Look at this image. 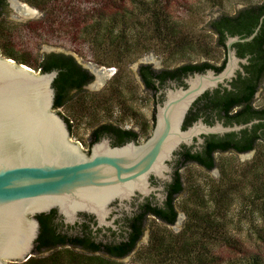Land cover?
<instances>
[{"label": "water", "instance_id": "1", "mask_svg": "<svg viewBox=\"0 0 264 264\" xmlns=\"http://www.w3.org/2000/svg\"><path fill=\"white\" fill-rule=\"evenodd\" d=\"M248 7L251 6L242 7L235 14ZM38 15L15 0H5L0 20L27 22ZM219 17H209L203 29L207 31L209 23ZM263 19L264 16L249 37L227 38V61L220 73H196L185 80L186 88H168L155 111L152 101L155 122L144 143L112 147L109 139L102 138L88 154L80 144L72 142V130L59 109L54 110L53 85L59 71L41 73L38 69L35 73L0 53V264L23 263L31 257L39 233L35 215L56 208L66 223H73L77 213L85 212L95 216L98 226L114 229L113 220L107 221L112 211L110 204L115 200L130 201L135 192L149 195L155 191L149 188L151 178L170 182V164L182 147H199L203 145L202 136L238 132L257 123L224 128L220 124L206 126L198 120L183 129L195 101L219 85L227 87L235 72L241 71L239 64L246 61L236 57L232 45L253 40ZM50 54L71 56L93 74L83 91L100 89L113 73L52 47L43 48L40 63ZM144 60L159 66L149 56L143 57L132 66L135 76L137 66Z\"/></svg>", "mask_w": 264, "mask_h": 264}, {"label": "flooded vegetation", "instance_id": "2", "mask_svg": "<svg viewBox=\"0 0 264 264\" xmlns=\"http://www.w3.org/2000/svg\"><path fill=\"white\" fill-rule=\"evenodd\" d=\"M258 25L253 28L252 34ZM214 30L210 29V33L215 38V49L222 54L218 65L207 59L210 54H214L212 52L203 54L205 61L185 63L174 68L157 66L146 62L147 60L139 63L136 77L143 92L152 99L154 111L156 103L164 100L168 88H186L185 80L193 74H203L208 70L218 74L223 70L227 61L226 40L238 34L231 35L225 29L219 34ZM244 35L239 37L247 38ZM232 49L238 59L246 61L245 64H239L241 71L235 72V76L226 83L227 87L219 85L196 100L186 115L183 129L198 120H202L206 126L220 124L224 128L245 126L254 121L257 123L238 132L202 136L203 145L199 147H182L170 164V182L151 178L149 188H154L155 191L149 195L135 192L130 201L115 200L110 204L112 211L107 221L113 220L114 229L98 226L95 216L85 212L77 213L73 223H66L56 208L48 213L35 215L39 233L29 259L43 264H163V252L169 241L165 229H177L180 234L186 221L181 207L189 196L188 183L182 177L185 169L197 167L206 172L218 169L221 174L227 167L223 166L224 163L220 164V160H223L221 158L229 155L253 160L259 149L264 148V23L260 25L253 40L233 44ZM75 63L77 64L76 61ZM189 66L197 67L185 69ZM81 68L93 79V74ZM116 74L117 70L111 76ZM90 82L83 85L82 91ZM154 122L153 115L152 130ZM67 125L71 131V122L68 121ZM106 125L136 134V137L131 134L118 137L111 130L101 129L105 125H99L92 130L88 147L84 149L80 144L83 151L88 154L91 146L102 138L109 139L112 147H121L129 142L137 145L144 143L151 135L140 140V133L135 130ZM210 159L213 166L208 169L205 164ZM228 166L231 167L230 164ZM180 212L185 219L179 217ZM155 241L156 244L161 243V251L157 245L154 246Z\"/></svg>", "mask_w": 264, "mask_h": 264}, {"label": "rangeland", "instance_id": "3", "mask_svg": "<svg viewBox=\"0 0 264 264\" xmlns=\"http://www.w3.org/2000/svg\"><path fill=\"white\" fill-rule=\"evenodd\" d=\"M27 8L38 13L36 19L27 22L13 20H0V40L3 38L4 44L12 46L14 52L27 60L31 65H39L44 47H52L66 51L81 62L110 69L117 70L114 77H110L100 89L92 91H82L80 94L69 100L59 111L61 115L69 120L72 125V142L81 144L84 149L88 147L89 133L99 125L113 124L122 129H136L139 139L143 140L151 134L152 130V99L146 95L132 70L133 64L143 57L149 56L160 66L170 68L177 67L185 63H198L205 61L200 50L193 53L189 59L179 60L171 58L158 47L152 45L149 51H133L121 60L116 59L113 49L94 48L90 42L91 37H87L83 29L89 30L90 16L96 10V0H65L69 3V12L65 23H55L48 26V15L24 0H15ZM117 2L121 3L120 0ZM169 3V14L174 22H178L183 32L200 43L206 42L210 57L207 59L213 64H219L222 54L215 49V38L211 33L203 29L204 24L212 15L233 16L240 8L245 6H255L264 0H167ZM74 24V28H70ZM131 43L145 44L142 38L129 35ZM134 40V41H133ZM103 43V41H102ZM131 43H129L131 45ZM197 44V43H196ZM129 45V46H130ZM198 45V44H197ZM2 55V54H1ZM3 57V56H2ZM14 61V60H13ZM29 68V67H28ZM35 73L38 69L30 68ZM220 164L227 166L225 171H242L251 165V158H238L235 156H225L221 158ZM231 165V167L228 166ZM224 170V169H223ZM223 171V172H225ZM182 176L188 183L189 196L183 201L182 208L191 203L192 190L199 188L200 193L208 201L210 187L215 185L220 178L219 170L213 173L197 167H188ZM247 175V174H245ZM249 176V175H247ZM247 180L248 178L245 177ZM250 179V178H249ZM251 180V179H250ZM249 181V180H248ZM194 187V188H193ZM210 210V209H209ZM208 210V211H209ZM221 212L227 236L233 239L238 246L237 250H229L225 247L220 250L214 249L212 254L219 256L221 264L239 260L244 261L247 254L257 255L264 264V216L248 202L247 198L235 196L232 201ZM185 213V212H184ZM182 212L179 213L180 218ZM186 216V214H185ZM169 237L178 234V230L165 229ZM10 263V264H24ZM237 264H239L237 262Z\"/></svg>", "mask_w": 264, "mask_h": 264}, {"label": "trees", "instance_id": "4", "mask_svg": "<svg viewBox=\"0 0 264 264\" xmlns=\"http://www.w3.org/2000/svg\"><path fill=\"white\" fill-rule=\"evenodd\" d=\"M24 1L48 15L49 22H41L39 25L48 24L49 26L56 22L69 21L67 19L69 12L63 13V11H69L70 2L65 0ZM117 1L96 0L99 8L92 12L95 16L89 18L91 28L82 31V33L85 31L87 37H91L90 42L94 48L107 46V48L113 49L116 59L119 60L133 51H149L148 47L152 45L167 53L171 58L179 60L189 59L188 57L197 50H200L202 54L208 52L206 42L199 44L194 41V38L192 39L191 36L183 32L184 28H181L178 22L173 21L169 14L170 7L167 0H120L121 3ZM4 7L5 0H0V13ZM263 16L264 2L245 8L233 16L223 15L211 21L207 31L215 29V32L222 34V30L225 29L231 35L245 34L243 37H249ZM68 23L70 28L75 27L74 24L70 25L71 21ZM129 35L139 36L146 41L147 46L138 42L134 45L130 42ZM0 53L4 58L14 60L17 64L29 68L39 69L41 73H48L52 70L59 71L53 85L56 92L54 110L63 108L72 99V91L80 94L83 85L92 80V77L78 66L71 56L50 54L44 56L39 65H30L26 59L14 52L11 45L4 44L3 38L0 40ZM196 67L189 66L185 69L191 70ZM65 122L68 123V120L66 119ZM101 129L111 130L118 137L125 134L136 137V134L109 125H105ZM250 147L248 148L250 149ZM250 164L245 172L244 170L226 172L224 168L225 172L222 171L216 184L210 187V193L207 195L208 201L203 193L201 195L199 188L192 190L191 200L188 201L191 204L187 203L183 207L186 214L184 228L180 234L169 237L168 245L163 252V264H221L218 260L219 256L212 254L214 249L220 250L225 247L229 250H237L238 244L228 237L225 231L222 209H225L237 196L243 199L247 198V202L264 216V148L259 149ZM205 166L211 169L212 160L210 159ZM156 243L155 241L154 246L157 245L161 251V243ZM260 259L257 255L247 254L243 262L236 260L231 264H237V262L239 264H262ZM24 264L43 263L29 259ZM224 264L229 263L226 261Z\"/></svg>", "mask_w": 264, "mask_h": 264}]
</instances>
